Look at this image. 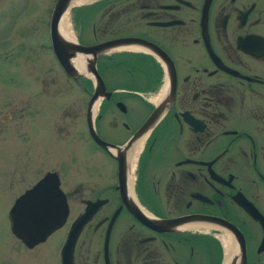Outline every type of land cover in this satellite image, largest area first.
Segmentation results:
<instances>
[{
    "label": "flooded vegetation",
    "instance_id": "af4514ba",
    "mask_svg": "<svg viewBox=\"0 0 264 264\" xmlns=\"http://www.w3.org/2000/svg\"><path fill=\"white\" fill-rule=\"evenodd\" d=\"M84 8L98 20L74 43H121L94 61L105 91L92 126L102 142L84 119L81 164L68 155L81 184L60 189L59 179L63 224L32 247L15 238L22 251L0 264H219L224 229L211 219L234 225L245 264L258 262L264 225L243 207L264 220V0ZM73 56L82 67L68 76L81 88L68 105L76 114L93 85L84 83L90 55Z\"/></svg>",
    "mask_w": 264,
    "mask_h": 264
},
{
    "label": "rangeland",
    "instance_id": "374dc122",
    "mask_svg": "<svg viewBox=\"0 0 264 264\" xmlns=\"http://www.w3.org/2000/svg\"><path fill=\"white\" fill-rule=\"evenodd\" d=\"M53 1L0 0L1 263L22 251L6 219L13 199L47 170H58L60 189H71L82 181L81 172L69 167L68 158L71 152L73 160L82 162L83 137L79 135L83 132L84 108L68 113V105L81 101V88L64 76L49 47L47 23ZM94 2L69 4L65 11L73 41L77 31L88 37L91 23L96 24L98 14L84 8ZM89 76L86 85L93 81ZM217 232L221 247L218 263L223 264L221 237L226 234ZM261 254L255 264H264V252Z\"/></svg>",
    "mask_w": 264,
    "mask_h": 264
},
{
    "label": "water",
    "instance_id": "95a60500",
    "mask_svg": "<svg viewBox=\"0 0 264 264\" xmlns=\"http://www.w3.org/2000/svg\"><path fill=\"white\" fill-rule=\"evenodd\" d=\"M73 0H55L52 3V10L49 12L48 37L49 47H51L52 56L56 60L58 67L62 69L65 76H70L73 79H77V68L73 66L72 61L76 60L73 56L75 53L82 55H90L91 58H87V73L92 76L93 91L91 98L87 103V108L84 112L85 125L89 130V136L94 141L101 144V140L94 133L92 126L93 112L95 110L94 102L97 101L100 94L105 91L102 80L98 74L94 61L96 54L106 48L116 47L121 44L116 39L100 42L95 45H81L74 43L70 38L63 37L59 33L57 26L61 15L69 8L70 2ZM57 173L54 171H47L31 187L23 190L21 195H18L13 199V203L10 208L7 209V222L9 223V231L15 238L19 239L23 244L28 246H34L40 240L42 241L45 236L52 233L54 229L63 224L64 216L67 214L66 201L63 197V192L58 188L59 179ZM244 210L253 213V217L262 220V215L257 210H249L245 206ZM213 223L214 226H218L224 229V232L230 233L235 241L236 248L233 258L228 261V264H245V243L240 231L236 230L234 225L225 223L219 219L208 220ZM261 242L257 247L260 251L264 247V235L261 237ZM224 264V263H223Z\"/></svg>",
    "mask_w": 264,
    "mask_h": 264
},
{
    "label": "bare ground",
    "instance_id": "6f19581e",
    "mask_svg": "<svg viewBox=\"0 0 264 264\" xmlns=\"http://www.w3.org/2000/svg\"><path fill=\"white\" fill-rule=\"evenodd\" d=\"M86 0H73L70 2V5H73L74 3H83ZM58 28H59V33L63 36V37H67V38H72V36L70 35L71 33L69 32V28L70 25L68 24V19H67V15L65 14V11L63 12V14L61 15V18L57 24ZM73 66L75 65V68H77V70H81V66H80V59L79 60H75L73 63ZM221 240L223 242L224 245V264H228V261L233 258V255L235 254V250L234 248H236L235 242L231 239L230 236L225 235L221 237Z\"/></svg>",
    "mask_w": 264,
    "mask_h": 264
},
{
    "label": "trees",
    "instance_id": "16d2710c",
    "mask_svg": "<svg viewBox=\"0 0 264 264\" xmlns=\"http://www.w3.org/2000/svg\"><path fill=\"white\" fill-rule=\"evenodd\" d=\"M219 252V251H218ZM219 258H220V252H219Z\"/></svg>",
    "mask_w": 264,
    "mask_h": 264
}]
</instances>
